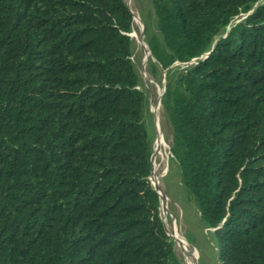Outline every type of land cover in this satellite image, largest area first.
I'll use <instances>...</instances> for the list:
<instances>
[{"label": "trees", "instance_id": "16d2710c", "mask_svg": "<svg viewBox=\"0 0 264 264\" xmlns=\"http://www.w3.org/2000/svg\"><path fill=\"white\" fill-rule=\"evenodd\" d=\"M150 1L178 181L219 264H264V0ZM131 29L126 0H0V264L185 263Z\"/></svg>", "mask_w": 264, "mask_h": 264}, {"label": "rangeland", "instance_id": "374dc122", "mask_svg": "<svg viewBox=\"0 0 264 264\" xmlns=\"http://www.w3.org/2000/svg\"><path fill=\"white\" fill-rule=\"evenodd\" d=\"M126 5L132 15V29L129 33L130 37L133 39L132 60L141 77V88L145 90L147 94L146 119L152 138V162L155 160L156 163L161 162L162 164L161 167L153 173L152 163V172L149 179L151 184L167 198V203L164 208H162L160 204V215L164 221L165 229L173 239L175 252L181 260L183 257L177 249L175 240L172 236L174 228L178 229L187 242L194 247L199 264H219L218 250L220 248V243L217 242L213 229L203 226L193 202L189 199L186 191L180 185L177 178V165L173 161V157L169 150L172 137L171 127L161 105V97L164 88L163 74H165V71H162L160 80L158 81L152 77L148 70L147 65L151 56L145 42L146 24H148L152 31H155V18L151 7V1L126 0ZM136 18L139 23L135 22ZM159 134H161L165 147L161 150L162 155H156L154 159L155 144ZM155 177L159 178L158 184H155Z\"/></svg>", "mask_w": 264, "mask_h": 264}, {"label": "bare ground", "instance_id": "6f19581e", "mask_svg": "<svg viewBox=\"0 0 264 264\" xmlns=\"http://www.w3.org/2000/svg\"><path fill=\"white\" fill-rule=\"evenodd\" d=\"M135 22H138L137 18L135 19ZM164 147H165V145H164V142L162 140L161 134H159L158 139H157L156 144H155V152L153 155L154 159L156 158V155H162L161 150ZM151 161H152V154H151ZM152 163H153V173H155L161 167L162 164H161V162L156 163L155 160ZM154 181H155V184H158L159 178L155 177ZM160 194H161L160 204H161V207L164 208L165 204L167 203V198L162 192H160ZM172 236L175 240V244L177 246V249L179 250V252L181 253V255L183 257L184 262L186 264H199L195 250H194V247L187 242V240L183 237V235L179 232L178 229H176V228L173 229Z\"/></svg>", "mask_w": 264, "mask_h": 264}, {"label": "water", "instance_id": "95a60500", "mask_svg": "<svg viewBox=\"0 0 264 264\" xmlns=\"http://www.w3.org/2000/svg\"><path fill=\"white\" fill-rule=\"evenodd\" d=\"M149 50V49H148ZM149 53H150V51H149ZM207 55V53H204L203 55H202V57H204V56H206ZM150 56H151V54H150ZM163 80H164V88H163V93H164V90H165V74H163ZM162 93V94H163ZM152 185V184H151ZM152 187H153V189L155 190V192L158 194V196H159V202H160V198H161V194H160V192L152 185ZM160 218H161V220H162V222H163V224H164V221H163V219H162V217H161V215H160ZM164 227H165V225H164ZM166 230V229H165ZM166 233H167V231H166ZM168 234V233H167ZM169 235V234H168ZM184 264H186V263H184Z\"/></svg>", "mask_w": 264, "mask_h": 264}]
</instances>
